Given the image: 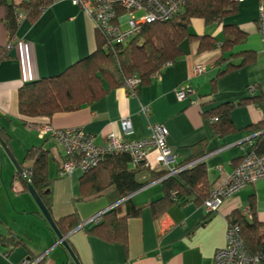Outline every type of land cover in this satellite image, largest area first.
Listing matches in <instances>:
<instances>
[{
    "label": "crops",
    "instance_id": "0c3cea01",
    "mask_svg": "<svg viewBox=\"0 0 264 264\" xmlns=\"http://www.w3.org/2000/svg\"><path fill=\"white\" fill-rule=\"evenodd\" d=\"M10 1L18 4L21 0ZM257 1L237 2L236 12L223 19V24H233L244 33L243 41L227 51L221 49L225 38L221 30L216 36L211 35L217 42L210 49L199 50L197 39L184 40L180 45L182 55L152 73L148 82L141 81L135 91H128L124 85L114 86L75 110L33 117L37 121L27 123L19 111L21 85L61 73L88 56L96 48V28L79 6L69 0H52L33 21L21 20L11 37L3 25L5 11L0 6V47L15 38L9 57L0 62V138L18 163L25 160L27 149L33 145L47 150L50 212L55 218L77 212L80 222L66 233V239L81 264H209L215 250L225 243L231 212L242 214L251 194L255 216L262 223L260 228H264V178L226 196L210 213L198 199L189 198L172 202L154 216L150 204L163 194L160 178L123 197L111 184L95 195L83 196L78 185L84 172H62V145L49 133L40 137L37 131L45 123L81 127L102 143L109 133L125 139L142 138L154 123H162L168 130L167 142L177 153V163L190 156L193 144L205 141L202 160L210 187L213 186L252 148L255 134L264 131V127L253 129L264 121V56L256 26ZM246 52L253 53L254 59L239 65ZM196 65H203L205 71L194 73ZM212 82L215 89L211 92ZM186 84L192 91L180 99L176 90ZM250 96L253 99L235 104L229 111L234 129L216 134L204 112L219 103ZM125 116L131 127L129 133L121 125ZM17 172L0 142V234L11 231L22 240L7 253L11 244L0 240V264H15L25 255L35 254L44 258L35 264H70L71 256L56 242L55 232L39 213L28 184L16 176ZM147 175L143 173L139 178ZM119 202L123 212L132 204L139 207V213L127 221L126 247L121 241H108L87 230L97 220L95 215Z\"/></svg>",
    "mask_w": 264,
    "mask_h": 264
},
{
    "label": "trees",
    "instance_id": "16d2710c",
    "mask_svg": "<svg viewBox=\"0 0 264 264\" xmlns=\"http://www.w3.org/2000/svg\"><path fill=\"white\" fill-rule=\"evenodd\" d=\"M51 2L52 0H21L15 4L10 0H0V6L5 11L3 25L9 35L14 37L18 29L16 10L24 11L26 18L33 21L40 14V8L48 6ZM236 9L235 0H186L183 7L171 18L142 25L139 33L124 44L109 42L96 30V48L88 56L70 65L61 73L43 76L21 85L18 96L19 111L24 117L23 121L36 122L37 120H32L33 117H51L57 111L75 110L82 104L97 99L109 88L124 85L126 78L134 73L141 81L148 82L152 73L182 55L180 45L184 40L197 39L199 50L215 47L217 41L211 35L190 32L191 21L198 18L204 25L221 24L223 19L235 13ZM223 31L225 32L224 41L221 43L223 51H227L244 39V33L233 24H224ZM5 46L0 47V62L9 57V49ZM242 55L239 65L254 59L253 53L246 52ZM228 67L229 65L225 70H228ZM214 89L215 83L212 82L211 92ZM250 99H253V96L240 98L236 102H222L205 111L204 114L209 119L214 132L224 134L232 131L234 127L229 115L230 109L235 104ZM213 116L216 118L213 119ZM262 127L264 121L255 124L253 129L259 130ZM0 135L3 136V133L0 132ZM204 144V140L193 144L190 156L177 163L187 166L169 175H166L167 170L164 168H154L144 162L133 164L126 153L108 155L82 174L79 178V190L83 196H91L111 184L118 191L119 196L123 197L146 183L160 178L163 194L150 204L154 216L161 214L172 202L181 203L189 198L202 202L210 190L202 160L205 153ZM250 144L256 152L264 151V131L255 134ZM46 151L40 145H33L27 149L25 160L20 161L19 165L21 169H30L29 181L21 178L19 175L21 169L16 176H19L25 185L31 183L50 210L51 179L47 174ZM143 173H147V177L139 178ZM247 207L249 216L233 210L228 222L239 225L238 234L249 252L264 250V228H260L262 223L255 216L252 194L248 196ZM39 213L43 216L41 212ZM138 213L139 207L133 204L123 212L119 202L101 212L87 230L108 241H121L126 247L128 218ZM53 218L63 234L80 222L76 211ZM0 240H6L5 244H11L5 250L6 253L11 246L22 243V240L11 231L0 234ZM43 259L42 257L39 261ZM68 262L75 264L71 258H68Z\"/></svg>",
    "mask_w": 264,
    "mask_h": 264
},
{
    "label": "built area",
    "instance_id": "2783aa9c",
    "mask_svg": "<svg viewBox=\"0 0 264 264\" xmlns=\"http://www.w3.org/2000/svg\"><path fill=\"white\" fill-rule=\"evenodd\" d=\"M79 6L90 17L96 30L104 38L113 43L124 44L139 33L142 25L171 18L180 10L186 0H69ZM237 2L241 0H235ZM41 10L44 7L40 8ZM140 12L136 16L134 13ZM256 26L261 40L260 53L264 56V0L257 1ZM18 22L26 18L24 11L15 12ZM15 38L6 43L9 49ZM205 71L203 65L194 66V73ZM141 79L137 74L126 78L124 86L128 91H135ZM192 88L189 84L176 90L178 98H185ZM213 119L216 117L213 116ZM121 125L124 132L131 131L128 118L122 117ZM38 135L43 137L49 133L64 150L65 160L62 163V172L69 173L74 169L86 172L97 165L103 158L111 154L126 153L131 162H144L151 167L164 168L166 175L183 169L187 164L177 165V153L168 144L167 127L162 123H154L149 134L138 139H125L109 133L102 143H97L94 135L81 127H54L45 123L37 127ZM153 152V157L151 153ZM30 169H21V178L29 181ZM18 178H20L18 176ZM264 178V151L256 152L248 149L232 170L224 173L219 181L210 187L208 196L202 201L206 211L218 208L223 199L258 179ZM14 189L15 184L12 185ZM242 214L249 216L246 206ZM99 214L95 215L97 219ZM239 225L229 222L226 226V240L224 245L217 248L209 264H264V250L249 252L239 234ZM41 257L25 255L15 264H35Z\"/></svg>",
    "mask_w": 264,
    "mask_h": 264
},
{
    "label": "water",
    "instance_id": "95a60500",
    "mask_svg": "<svg viewBox=\"0 0 264 264\" xmlns=\"http://www.w3.org/2000/svg\"><path fill=\"white\" fill-rule=\"evenodd\" d=\"M0 142L2 146L4 147L5 151L7 152V154L9 155V157L11 158V160L13 161V163L17 166V169L20 170L21 169L20 165L18 161L16 160V158L14 157L11 149L7 146L6 142L2 138H0ZM28 189H29L30 194L33 196L34 200L36 201L41 213L43 214V216L45 217V219L47 220V222L49 223V225L52 227L53 231L55 232V235L57 238L56 242L61 243L66 248L68 254L71 256V258L74 260L76 264H81L78 257L73 252L69 243L67 242V239H66L67 234H63L60 232L50 210L46 207V205L42 201L37 191L34 189V187L29 182H28Z\"/></svg>",
    "mask_w": 264,
    "mask_h": 264
},
{
    "label": "rangeland",
    "instance_id": "374dc122",
    "mask_svg": "<svg viewBox=\"0 0 264 264\" xmlns=\"http://www.w3.org/2000/svg\"><path fill=\"white\" fill-rule=\"evenodd\" d=\"M136 16L140 15V12H135L134 13ZM223 23L221 24H217V23H213L210 25H204L201 19L198 18H194L189 26V30L192 33H196V34H203V32H205L204 34H210L213 36H216V32L220 31L222 33L223 31ZM202 32V33H200ZM262 229V228H261Z\"/></svg>",
    "mask_w": 264,
    "mask_h": 264
}]
</instances>
